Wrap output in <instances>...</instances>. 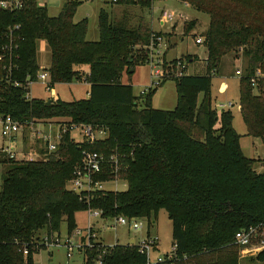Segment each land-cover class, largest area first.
I'll return each mask as SVG.
<instances>
[{"label": "trees", "instance_id": "obj_1", "mask_svg": "<svg viewBox=\"0 0 264 264\" xmlns=\"http://www.w3.org/2000/svg\"><path fill=\"white\" fill-rule=\"evenodd\" d=\"M178 1L210 17L202 35L208 58L205 75L171 79L178 95L171 111L153 108L158 89L136 97L130 84L153 35L164 36L154 32L143 16L131 26L127 17L114 20L102 9L100 38L89 41L88 18L74 20L80 0L67 2L57 16L38 0H26L24 8L15 12L0 8V56L9 45L10 30L20 27L15 31L20 39L12 73L0 62V116L21 123L63 120L108 133L104 142L95 144L77 143L70 133L64 134L57 150L52 154L40 150L43 157L37 161L0 158L5 165L0 187V264H36L35 256L46 248V241L59 237L62 224L72 236L76 214L89 209L100 211L103 219H146L149 225L164 210L172 222L173 246L179 258L186 257V264H239L236 234L264 227V174L255 170L257 161L242 151L232 108H213L212 79L223 58L242 48L248 66L240 80V113L247 135L264 141V80L256 87L251 82L258 68L264 70V0ZM153 2L116 4L152 10ZM194 27L190 24L189 32ZM42 41L51 53L45 69L51 85L87 83V98L52 99L47 106L44 99L27 97L28 83L36 82L41 71ZM124 77L130 83H124ZM84 150L105 154L117 150L125 166L120 178L127 182V190L94 192L89 203L71 192L67 184ZM84 252V264L148 262L134 244L101 242ZM251 260L263 264L264 252Z\"/></svg>", "mask_w": 264, "mask_h": 264}, {"label": "rangeland", "instance_id": "obj_2", "mask_svg": "<svg viewBox=\"0 0 264 264\" xmlns=\"http://www.w3.org/2000/svg\"><path fill=\"white\" fill-rule=\"evenodd\" d=\"M70 0H38L39 5L45 3L51 16H57L64 4ZM82 5L78 8L75 15V22H80L83 19L89 20V32L87 39L89 41H98L100 38L98 30V19L102 9L109 12L111 18L120 20L124 17L128 18L131 26H136L143 16L145 22L150 26H154L164 35L166 42L165 52V69H170L169 65L176 60H182L186 65V72L191 76L205 75L206 73V60L208 52L204 44H196L197 38H203L202 35L208 29L210 17L206 14L196 11L191 5L188 8L183 5L181 1L170 0L168 6L162 0H154L153 9H145L136 6H120L112 4V0H80ZM172 2V3H171ZM41 6V5H40ZM163 11H168L174 14V20L166 24L161 30L160 17ZM154 15V21L152 17ZM190 24H195L192 32H189L188 27ZM155 32V31H154ZM157 32V33H159ZM204 40V39H203ZM143 54L144 61L136 68V73L132 77L131 83L127 77L123 78L124 83H130L133 86L134 94L140 97L141 93L145 91L151 84V66L149 65V54L147 48ZM177 57V58H176ZM39 65L41 70L50 66L51 53L47 48V44L42 41L38 49ZM176 58V59H175ZM183 58H191L193 61L188 62ZM248 66V60L243 55V51L239 50L237 53H230L222 60V64L218 69V73L212 79V99L213 108L221 103L232 102L233 107L231 111L234 114V127L236 131L242 136L241 148L244 155L248 158L256 160L255 170L258 173L264 174V141L260 138H253L247 135V128L243 122L240 113V80ZM240 70L241 76H237L236 72ZM227 87L224 88L223 84ZM222 88V90H221ZM224 88V89H223ZM54 92L63 101H74L82 98H87V92L90 89L88 84L76 83V85L62 84L54 86ZM224 90V91H223ZM55 94V93H54ZM29 98L44 99L45 101L52 98V94L45 91L44 83L38 81L30 87ZM177 91L175 82L173 80L167 81L162 87L158 88L156 95L153 98V108L157 110L171 111L177 105ZM220 111V109L218 108ZM67 122V121H65ZM55 130L58 129V122H54ZM37 130L44 131L43 127H37ZM80 132V131H79ZM73 137L76 140H82L81 133L73 132ZM30 139V138H29ZM77 142V141H76ZM31 144L30 141L27 142ZM25 147V146H24ZM28 149V148H27ZM5 170V165L0 163V187L2 183V176ZM127 182L119 181L117 185L111 183L106 186L108 190L123 192L127 190ZM77 223L80 227L79 230H86L90 224L95 225V229L103 240L106 246H114L117 244L127 245L134 241V245H138L144 238L149 235L150 237L158 238V249L151 253V259L156 260L158 256L170 252L173 247L172 239V222L169 220L166 211L162 210L158 214V218L153 225H149L148 220L142 219L140 223L143 224L141 231H135L130 227L120 226L116 223L115 219H103L90 217L88 212H80L76 214ZM154 221V219L152 220ZM46 235V231L41 232L42 238ZM59 239L62 246H46L38 255L35 256L36 264H84L85 249H76L72 253V257L68 258V249L64 247V243L69 238L67 231V224L64 222L61 226L60 235H55ZM43 240V239H41ZM79 237H72L75 246H77ZM252 257H243L239 249L238 261L239 264H261L257 261L251 260Z\"/></svg>", "mask_w": 264, "mask_h": 264}, {"label": "built area", "instance_id": "obj_3", "mask_svg": "<svg viewBox=\"0 0 264 264\" xmlns=\"http://www.w3.org/2000/svg\"><path fill=\"white\" fill-rule=\"evenodd\" d=\"M25 1L26 0H0V8L9 12L19 11L24 8ZM118 2L119 0H112V3L114 4ZM40 5L44 6L45 3ZM174 17L173 13L163 11L160 17V22L163 24H169L174 20ZM19 28V26H16L14 29L10 30L8 34L9 45L3 49L4 53L0 56V62L5 64L4 69L9 74L12 73L14 68L13 58H17L15 55V50L18 48L16 42L20 37L16 36L15 31ZM203 43V38L196 39V44L200 45ZM166 49L167 46L164 36L153 35L151 42L147 47L150 57L149 65L151 66L152 81L150 86L141 93L142 97L149 94L152 90L161 87L164 82L175 78H181L188 74L186 72V65L182 60L172 62V65H169L170 69H165L164 57ZM240 50H242V48ZM216 74V71H214L213 76ZM236 75L241 76V71L238 70ZM262 79L264 80V70L258 68L251 79L253 86L256 87L258 82ZM38 81L44 83L46 92L54 95V87L51 85L50 74L45 68H43L38 74L36 82L28 83V88L30 89L31 85ZM15 86L21 87L19 83H15ZM51 99L55 100L58 98L54 96V98ZM233 106L232 102L221 103L217 106V109L219 108L220 111H222L231 109ZM54 122H58L57 130H55L54 124L56 123ZM39 126L43 127L44 131L37 130V127ZM73 132L81 133L83 139L80 141L76 140L73 137ZM67 133H70L74 141H77V143L87 142L95 144L102 141L104 142L108 138V133L104 129L93 128L91 126L68 125L63 120L21 123L12 116H0V158L12 159L15 161L40 160L43 157L40 150H46L47 154L54 153L58 148L62 136ZM28 141H30L31 144H28ZM121 159L122 156L117 150H113L110 154L84 150L82 152L81 161L75 167L72 178L67 184L68 189L77 194L80 197V200L85 201L86 203H89L92 193L94 192H110L111 190H108L106 186L111 183L117 185V183L121 181L120 174L125 169ZM104 177V180L99 179ZM87 212L92 219L102 218V213L98 210L89 209ZM115 220L118 225L130 227L135 231H141L143 229V224L140 223V220L142 219H129L121 216ZM76 236L80 239V241L78 240L77 242V246H75L74 241H72V237ZM235 239L243 257H256L264 252V227H251L241 230L236 234ZM45 243L46 246H62L60 240L57 238L51 243L47 241ZM98 243H101V237L96 231L95 225L90 224L86 230H76L72 236H69L64 243V247L68 249V258H71L76 247L78 250H86V248L91 249L94 244ZM158 245V238L150 237L149 235L137 245L139 252L147 255V264H186V257L184 259L179 258L174 246L170 252L158 256L156 260H152L151 253L158 249ZM24 253L27 254L28 252L25 251ZM97 264L102 263L99 260Z\"/></svg>", "mask_w": 264, "mask_h": 264}, {"label": "crops", "instance_id": "obj_4", "mask_svg": "<svg viewBox=\"0 0 264 264\" xmlns=\"http://www.w3.org/2000/svg\"><path fill=\"white\" fill-rule=\"evenodd\" d=\"M102 1L106 2V0H102ZM162 1H163L165 4H167L168 6L170 5V3L167 2V0H162ZM168 1H170V0H168ZM171 3H172V2H171ZM64 5H65V4H64ZM117 5H118V4H117ZM183 5H184L185 7H187V8L189 7L188 4H186V3H183ZM120 6H123V5H120ZM152 9H153V8H152ZM152 17H153V21H154V15H153V13H152ZM159 23H160V25L162 26L161 30H163V28L165 27L166 24H163V23L160 22V21H159ZM151 28H152L153 31H155V32H159L158 30H155V29H154V26H153V25L151 26ZM163 31H164V30H163ZM164 32H168V33H169V30H165ZM176 58H177V57H176ZM176 58H175V59H176ZM47 68H48V67H46L45 69H47ZM83 70L87 71L86 68H84ZM77 83H78V82H77ZM78 84H80V83H78ZM84 84H87V83H84ZM69 85H76V83H71V84H69ZM88 85H89V84H88ZM223 85H224L225 87H227L225 83H224ZM89 87H90V86H89ZM221 90H222V88H221ZM88 92H89V90H88ZM88 92H87V97H88ZM54 93H55L54 95L52 94V98H54V96L57 97V98H60V97L58 96V94H56V91H55ZM155 95H156V94H155ZM153 98H154V97H153ZM201 98H202V96L200 97V99H201ZM255 165H256V164H255ZM76 222H77V218H76ZM79 229H80V227H79V225H78V223H77V230H79ZM101 242L104 244V242H103L102 239H101ZM132 242H134V241H131V243H132ZM104 245H105V244H104Z\"/></svg>", "mask_w": 264, "mask_h": 264}, {"label": "water", "instance_id": "obj_5", "mask_svg": "<svg viewBox=\"0 0 264 264\" xmlns=\"http://www.w3.org/2000/svg\"><path fill=\"white\" fill-rule=\"evenodd\" d=\"M65 6H66V4H65ZM52 103H53L52 99L51 100L50 99L46 100V105L47 106H50ZM133 244H134V242L131 243V245H133Z\"/></svg>", "mask_w": 264, "mask_h": 264}]
</instances>
